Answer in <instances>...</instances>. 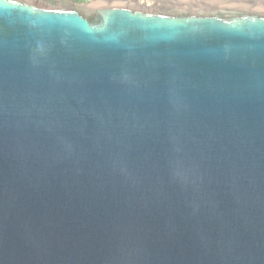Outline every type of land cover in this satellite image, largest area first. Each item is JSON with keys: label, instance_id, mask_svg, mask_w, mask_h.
Wrapping results in <instances>:
<instances>
[{"label": "water", "instance_id": "obj_1", "mask_svg": "<svg viewBox=\"0 0 264 264\" xmlns=\"http://www.w3.org/2000/svg\"><path fill=\"white\" fill-rule=\"evenodd\" d=\"M0 264H264V0H0Z\"/></svg>", "mask_w": 264, "mask_h": 264}]
</instances>
